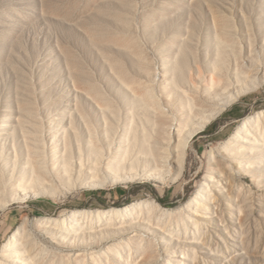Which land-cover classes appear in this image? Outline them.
<instances>
[{
	"label": "rangeland",
	"instance_id": "rangeland-1",
	"mask_svg": "<svg viewBox=\"0 0 264 264\" xmlns=\"http://www.w3.org/2000/svg\"><path fill=\"white\" fill-rule=\"evenodd\" d=\"M263 33L264 0H0V127H13L22 113H38L48 133L52 127L45 121L51 113L73 111L76 99L86 112L95 113V105L74 89L76 82L111 102L116 113L132 107L143 116L144 111L130 101L124 79L143 80L146 68L159 66L161 58L168 74L173 70L183 79L190 65L209 66L219 51L228 53L240 41L247 48L251 36L260 44ZM263 109L264 85L215 116L192 139L184 171L174 182L141 179L73 189L54 199L43 196L15 201L0 211V247L24 218L31 221L73 209L122 207L141 199L156 200L171 209L168 216L154 210L153 217L163 221L153 218L152 222H164L177 231L179 211L206 181L214 168L213 158L225 170L227 163L219 156L222 145L243 117ZM4 131L0 129V133ZM9 141L6 139V146ZM242 180L244 193L238 195V203L230 198V208H221L222 215L219 211L204 219L209 222V234L197 233L196 238L187 234L193 242H185L180 233L182 242L171 239L167 248L188 249L186 264L195 258L194 264H264V182L257 188L248 177ZM215 194L224 202L227 199L226 193ZM148 236L161 240V235ZM110 243L103 240L102 248L92 250L103 251ZM157 258L156 264L165 263V255ZM89 261L85 264H94ZM98 264L108 263L100 259Z\"/></svg>",
	"mask_w": 264,
	"mask_h": 264
},
{
	"label": "bare ground",
	"instance_id": "bare-ground-1",
	"mask_svg": "<svg viewBox=\"0 0 264 264\" xmlns=\"http://www.w3.org/2000/svg\"><path fill=\"white\" fill-rule=\"evenodd\" d=\"M251 38L247 48L240 41L228 53L219 51L209 66L189 64L183 79L173 70L168 74L162 58L159 66L145 67L143 80L124 79L130 101L144 111V117L132 107L116 113L111 102L76 82L74 89L95 105V113L86 112L76 99L73 111L51 113L45 121L52 127L48 133L38 113L25 111L13 127L1 126L5 131L0 133V211L15 201L43 196L54 199L73 189L141 179L161 184L180 179L194 136L233 102L264 85V33L260 44ZM6 139H10L7 146ZM220 153L227 163L225 170L213 158L214 168L206 181L175 217L177 231L164 222H152L154 210L162 216L173 211L146 199L122 207L73 209L31 221L24 218L2 243L0 264H85L88 259L94 264L100 259L108 264H156L162 255L163 264H186L188 249L169 250L166 242H182L180 233L185 242H193L187 234L194 238L197 233L209 234V222L204 219L219 211L222 215L230 208V198L238 203V195L244 193V177L257 188L264 182V109L243 117ZM215 192L226 193L225 202ZM154 234L161 235V240L148 236ZM103 240L111 242L107 248L92 250L102 248Z\"/></svg>",
	"mask_w": 264,
	"mask_h": 264
},
{
	"label": "trees",
	"instance_id": "trees-1",
	"mask_svg": "<svg viewBox=\"0 0 264 264\" xmlns=\"http://www.w3.org/2000/svg\"><path fill=\"white\" fill-rule=\"evenodd\" d=\"M127 203H128V202H127ZM127 203H126V204H127Z\"/></svg>",
	"mask_w": 264,
	"mask_h": 264
}]
</instances>
